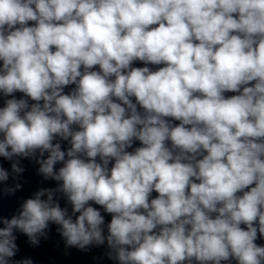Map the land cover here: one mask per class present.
<instances>
[{"label": "clouds", "instance_id": "obj_1", "mask_svg": "<svg viewBox=\"0 0 264 264\" xmlns=\"http://www.w3.org/2000/svg\"><path fill=\"white\" fill-rule=\"evenodd\" d=\"M0 97V184L57 182L0 216V264L50 224L118 264H264V0H0Z\"/></svg>", "mask_w": 264, "mask_h": 264}]
</instances>
